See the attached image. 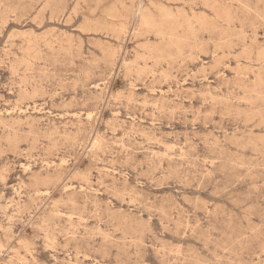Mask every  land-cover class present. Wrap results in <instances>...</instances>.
<instances>
[{
  "label": "rangeland",
  "instance_id": "rangeland-1",
  "mask_svg": "<svg viewBox=\"0 0 264 264\" xmlns=\"http://www.w3.org/2000/svg\"><path fill=\"white\" fill-rule=\"evenodd\" d=\"M0 264H264V0H0Z\"/></svg>",
  "mask_w": 264,
  "mask_h": 264
},
{
  "label": "bare ground",
  "instance_id": "bare-ground-1",
  "mask_svg": "<svg viewBox=\"0 0 264 264\" xmlns=\"http://www.w3.org/2000/svg\"><path fill=\"white\" fill-rule=\"evenodd\" d=\"M154 91V90H153ZM155 92V91H154ZM76 114V113H75ZM69 187V186H68ZM81 188V187H80ZM65 189V188H64ZM69 216V215H68ZM80 218V217H79Z\"/></svg>",
  "mask_w": 264,
  "mask_h": 264
}]
</instances>
